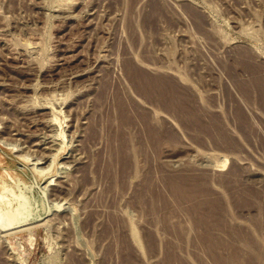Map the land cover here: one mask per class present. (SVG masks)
I'll use <instances>...</instances> for the list:
<instances>
[{"label": "rangeland", "instance_id": "374dc122", "mask_svg": "<svg viewBox=\"0 0 264 264\" xmlns=\"http://www.w3.org/2000/svg\"><path fill=\"white\" fill-rule=\"evenodd\" d=\"M154 2L165 16L151 30L143 14ZM243 53L264 75V0H0V182L30 198L22 213L27 222L0 227V264H121V236L138 264L161 261L171 238L137 204L144 157L138 155V170L124 186L105 169L116 127L105 119L109 101H100L106 84L125 89L178 137L176 146L162 145L154 175L205 174L225 200L219 178L238 169L241 191L262 192L264 106L245 100L225 69L247 80V68L236 63ZM126 61L170 76L192 95L203 122L220 121L230 141L187 130L175 114L146 103L126 78ZM238 108L248 124L236 118ZM94 119L97 136L89 139ZM230 205L229 224L264 239L249 221L257 210ZM0 223H7L2 214ZM148 232L158 241L154 252L146 250ZM181 255L189 264L202 257L186 239Z\"/></svg>", "mask_w": 264, "mask_h": 264}, {"label": "bare ground", "instance_id": "6f19581e", "mask_svg": "<svg viewBox=\"0 0 264 264\" xmlns=\"http://www.w3.org/2000/svg\"><path fill=\"white\" fill-rule=\"evenodd\" d=\"M164 13L165 8L154 2L150 9L144 12L143 20L151 30H154L157 22L164 18ZM197 23L202 27L200 19ZM249 58L251 56L248 53H243L236 59V63L247 68L249 72L247 80L237 77L231 66L225 65V69L245 100L264 106V75L259 73V68L255 64L253 66L250 64L251 61L248 62ZM124 71L131 88L146 103L175 114L185 129L196 133L201 131L212 139L222 138L230 141L228 134L223 132V124L220 121L209 117L207 124L203 122L204 113L195 107L192 95L170 76H152L144 70L137 69L129 61H126ZM107 87L108 84L104 86L103 91L101 88L100 101H109V106L105 110V119L107 122L114 121L116 127L109 139V156L105 169L107 173L113 174L115 184L121 182L124 186L129 176L136 174L138 170L136 163L138 155L144 157L147 171L137 191V204L142 212L147 209L157 223L163 226L165 234L171 238L164 243V247H161L163 257L158 264H189L181 255L184 239L192 241L198 249L202 256L199 264H264V239L253 237L241 227L231 226L227 218V206H231L232 202L239 209L255 208L257 213L249 217V221L263 234L264 189L259 192L253 187H248L247 191H241L239 185L242 183L240 181L242 172L238 169L231 170L225 178H219L226 190L225 200L213 192L210 186L211 179L205 174L192 172V174L172 177L162 173L157 177L154 175L158 169L156 159L162 145L176 146L179 142L178 137L160 119L153 118V115L142 107L140 101L133 100L125 89L115 86L114 90L109 91ZM236 118L248 124L240 108L236 112ZM97 127V120L94 119L89 139H95ZM47 171H51L50 164L40 168L41 174L47 175L49 173ZM52 181L53 179L46 187L54 186ZM0 187L3 188V191H0V214L7 219V223H0L1 229H9L11 226L27 222L22 213L30 198L24 192L17 194L13 188L9 189L8 183L3 178ZM7 193H11L13 198L18 200L16 207L13 206ZM182 215L186 221L181 220ZM175 219H178L176 224L173 222ZM109 223L107 230L112 228L113 222ZM131 231L133 238L141 244L137 230L132 228ZM192 233L193 237L190 239ZM128 242L123 236L115 239V250L116 246L121 249V264H138ZM239 243L243 247H240ZM157 248L158 241L155 234L148 232L146 250L154 252Z\"/></svg>", "mask_w": 264, "mask_h": 264}]
</instances>
